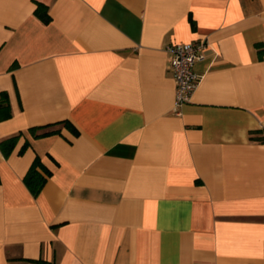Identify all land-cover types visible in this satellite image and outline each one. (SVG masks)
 <instances>
[{"label": "crops", "instance_id": "0c3cea01", "mask_svg": "<svg viewBox=\"0 0 264 264\" xmlns=\"http://www.w3.org/2000/svg\"><path fill=\"white\" fill-rule=\"evenodd\" d=\"M197 41L175 113L166 46ZM257 44L264 0H0V140L23 131L0 150V264H264Z\"/></svg>", "mask_w": 264, "mask_h": 264}, {"label": "trees", "instance_id": "16d2710c", "mask_svg": "<svg viewBox=\"0 0 264 264\" xmlns=\"http://www.w3.org/2000/svg\"><path fill=\"white\" fill-rule=\"evenodd\" d=\"M36 7L34 9V14L44 23H48L51 19L50 14L48 12V6L40 1H36ZM259 47V55L262 56L264 50L260 49V44H257ZM11 116V108L9 105L8 94L6 91H0V120L9 118ZM63 123L69 127H72L69 121H63ZM50 125H42V126H33L29 128V132L33 137H40L44 135H48L51 133L58 132V129L44 130L39 131L40 129L46 128ZM23 131H19L13 135H10L6 138L0 140V150L5 157L9 156L10 153L15 148L18 140L22 136ZM28 141L26 140L21 148V150L28 146ZM50 174V171L45 167L42 163L40 157L35 156L33 162L29 166L23 180L26 186L29 188L31 193L36 196L44 186L47 178Z\"/></svg>", "mask_w": 264, "mask_h": 264}, {"label": "built area", "instance_id": "2783aa9c", "mask_svg": "<svg viewBox=\"0 0 264 264\" xmlns=\"http://www.w3.org/2000/svg\"><path fill=\"white\" fill-rule=\"evenodd\" d=\"M170 56V67L175 79V104L173 111L180 113L183 104L191 100L201 76L195 65L206 56L207 43L176 42L166 46Z\"/></svg>", "mask_w": 264, "mask_h": 264}]
</instances>
